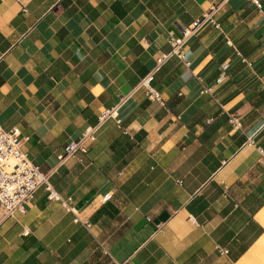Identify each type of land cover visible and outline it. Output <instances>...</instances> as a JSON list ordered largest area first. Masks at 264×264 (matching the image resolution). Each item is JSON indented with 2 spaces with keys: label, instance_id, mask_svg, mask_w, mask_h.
<instances>
[{
  "label": "crops",
  "instance_id": "obj_1",
  "mask_svg": "<svg viewBox=\"0 0 264 264\" xmlns=\"http://www.w3.org/2000/svg\"><path fill=\"white\" fill-rule=\"evenodd\" d=\"M219 2L0 0V126L60 197L40 188L24 214L0 209V264H264L262 13L226 0L218 27L186 42L189 65L156 70ZM149 73L164 106L139 85ZM116 104L120 127L105 121L60 162Z\"/></svg>",
  "mask_w": 264,
  "mask_h": 264
},
{
  "label": "built area",
  "instance_id": "obj_2",
  "mask_svg": "<svg viewBox=\"0 0 264 264\" xmlns=\"http://www.w3.org/2000/svg\"><path fill=\"white\" fill-rule=\"evenodd\" d=\"M226 0H220L218 4H212L209 10L203 14L202 18L194 21L188 28L182 29L180 36H175L170 40V51L162 54L156 60V70H159L167 61L176 57L187 67L189 62L185 60L184 46L191 38L195 29L206 23L213 27H218L217 22L213 19V14L219 6ZM252 3L264 18V10L258 0H247ZM153 73L147 74L141 79L139 85L145 90L146 97L149 101L164 106L161 94L152 86ZM205 94L209 90L204 91ZM119 105L106 108L100 112L97 118V124L88 127L77 140L69 142L63 149L62 155L58 157L62 162L65 159L74 158L78 154L86 155L89 145L95 141V132L97 128L109 119H114L117 127H120L121 121L118 119ZM228 123L233 130L241 128V122L238 116L230 115ZM261 156L264 158V150L259 148ZM50 175L43 173L40 167L32 162L22 147V138L18 129L4 130L0 126V209L2 219L14 218L17 214H24L30 202L33 201L35 193L43 188L47 193L49 200H60L59 195L54 191L49 183ZM110 195L104 196L106 201ZM77 222V219L75 220ZM84 226L90 228V224L85 222ZM216 250L220 255H227L228 250L217 247Z\"/></svg>",
  "mask_w": 264,
  "mask_h": 264
},
{
  "label": "trees",
  "instance_id": "obj_3",
  "mask_svg": "<svg viewBox=\"0 0 264 264\" xmlns=\"http://www.w3.org/2000/svg\"><path fill=\"white\" fill-rule=\"evenodd\" d=\"M111 147V149L113 148V146H110Z\"/></svg>",
  "mask_w": 264,
  "mask_h": 264
}]
</instances>
